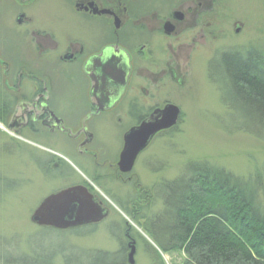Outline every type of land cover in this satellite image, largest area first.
Wrapping results in <instances>:
<instances>
[{
    "label": "flooded vegetation",
    "instance_id": "af4514ba",
    "mask_svg": "<svg viewBox=\"0 0 264 264\" xmlns=\"http://www.w3.org/2000/svg\"><path fill=\"white\" fill-rule=\"evenodd\" d=\"M57 1L38 0L41 7L31 10L35 0H0L14 15L11 35L0 33V144L25 149L47 178L63 183L42 201L81 187L106 218L114 211L107 199L131 218L142 215L161 202L170 181L145 187L136 168L153 142L176 127L157 133L130 171L121 168L127 136L177 105L189 63H209L213 13L226 0H65L50 15ZM77 90L85 95L73 96ZM100 222L66 229L36 224L76 231ZM125 224L130 238L133 228Z\"/></svg>",
    "mask_w": 264,
    "mask_h": 264
},
{
    "label": "rangeland",
    "instance_id": "374dc122",
    "mask_svg": "<svg viewBox=\"0 0 264 264\" xmlns=\"http://www.w3.org/2000/svg\"><path fill=\"white\" fill-rule=\"evenodd\" d=\"M57 2L58 5L48 8L50 15H57L65 0ZM39 3L35 0L31 10L39 9ZM43 3L47 7V1ZM8 6V3L0 5V33L10 36L14 15ZM262 7L260 0H226V8H217L213 13L209 39L212 58L209 63L202 59L188 64L185 83L175 97L182 110L180 121L167 136L153 142L136 168L145 187L151 188L162 178L166 181L190 178L191 172L197 171L196 166L207 162L245 177L251 187L258 189L261 182L263 198L264 140L234 127L233 113L225 106L221 91L209 73L210 65L226 52L251 46L264 48ZM8 46L11 48L10 43ZM61 90L64 91V87ZM84 95L85 91L77 90L73 96ZM38 142L44 144L42 140ZM8 144L4 149L0 144V264H108L105 259H116L111 254L121 247L126 248V264H130L131 247L128 245L133 239L136 240L135 264H183L186 261L182 250L170 252L158 245L160 263L150 246L156 242L145 224L151 217L159 216L154 220L155 226L165 229L166 222L161 219L166 210L164 195L158 205L152 204L145 211L147 218L140 221L132 219L115 200L107 199L114 211L94 227L59 231L35 224L31 219L35 209L49 192L63 183L47 178L30 159L28 151L20 148L12 152ZM191 166L192 171L187 175ZM260 173L263 180L259 179ZM260 193L258 191L257 195ZM126 220L133 226L130 238H125ZM99 251L111 254L95 253Z\"/></svg>",
    "mask_w": 264,
    "mask_h": 264
},
{
    "label": "trees",
    "instance_id": "16d2710c",
    "mask_svg": "<svg viewBox=\"0 0 264 264\" xmlns=\"http://www.w3.org/2000/svg\"><path fill=\"white\" fill-rule=\"evenodd\" d=\"M235 50L210 65V77L233 113L234 127L264 140V48ZM191 169H187V175ZM196 170L190 178L163 185L166 213L161 219L166 222L165 229L155 226L159 216L145 224L156 244L170 252L182 250L186 257L183 264H264L261 182L258 189L251 187L245 177L207 162L200 163ZM259 179L263 180L261 173ZM132 218L140 221L147 217L144 212ZM150 246L161 263L158 250ZM126 255V248L121 247L111 254L116 259L105 260L108 264H126Z\"/></svg>",
    "mask_w": 264,
    "mask_h": 264
},
{
    "label": "water",
    "instance_id": "95a60500",
    "mask_svg": "<svg viewBox=\"0 0 264 264\" xmlns=\"http://www.w3.org/2000/svg\"><path fill=\"white\" fill-rule=\"evenodd\" d=\"M240 29H237L239 31ZM160 112V113H159ZM181 110L176 105L154 113L140 127L127 136L121 168L130 171L139 153L145 149L160 131L177 125ZM162 114V118L160 115ZM81 187L62 190L46 197L32 215V221L40 225L69 228L103 220L107 213L95 205L91 195H80ZM81 197V198H80ZM129 263L135 264L136 241L130 243Z\"/></svg>",
    "mask_w": 264,
    "mask_h": 264
}]
</instances>
